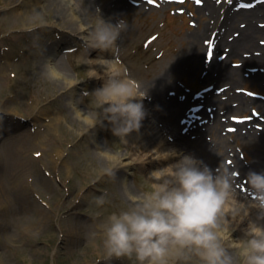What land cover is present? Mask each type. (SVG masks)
Segmentation results:
<instances>
[{"label": "rangeland", "instance_id": "1", "mask_svg": "<svg viewBox=\"0 0 264 264\" xmlns=\"http://www.w3.org/2000/svg\"><path fill=\"white\" fill-rule=\"evenodd\" d=\"M48 1L0 0V264H137L134 257L107 258L100 226L109 215L130 208L137 197L152 191L150 173L169 166L179 156L142 164L146 152L134 151L144 143L133 141L138 133L133 138L127 136L125 144L113 135L107 121L103 127L88 128L101 113L95 97L89 94L104 83L103 69L93 61H120L121 71L125 69L127 78L135 82L138 94H146L141 89L142 81L155 80L163 86L165 76L173 81L163 90L164 98L169 99L172 92L193 95L212 82L202 79V65L194 66L192 51L198 41L205 50L211 32L219 30L212 28L204 34L205 26L211 28L210 24L223 18L221 13L214 16L204 7L207 0H97L98 5L119 6L114 17H101L112 23L127 21V30L117 41L115 55L96 56L84 46L82 38L98 22L99 8L93 7V12L84 16L87 31L79 30L72 36L62 24L54 26V5ZM78 1L81 6L88 4L86 0ZM215 1L230 6L232 0ZM233 1L240 5L264 3ZM237 8L244 10L239 5ZM33 9L43 13L47 26L26 31L24 21ZM151 36L157 37L145 45ZM258 38L264 39V35ZM44 45L58 49L56 55L67 66L70 78L77 81L73 88L64 89V95L73 97L71 100L39 71L40 63L34 57ZM242 55L230 57L231 64L240 65ZM218 56L223 58L225 52L220 51ZM250 65V71H258L256 64ZM251 75L242 72V82L235 85V90L259 99L260 107L233 111L231 115H249L252 110L264 113V80L252 79ZM146 96L149 94L143 96L145 100ZM76 107L83 108L90 120L79 117ZM185 110L179 116L184 117ZM204 137L212 141L214 135L206 133ZM239 138L236 134L227 138L233 145L221 157V163L204 164L215 172L227 158L234 160L232 146L241 161L249 163V147ZM108 153L130 162L116 168V175L121 172L127 177L133 196L121 192L116 177L100 176L101 169L108 166L103 161ZM229 169L241 174L239 181L246 180L235 165ZM105 193L106 203L97 206L95 198ZM249 220L244 221L242 231L235 232L234 241L245 238ZM230 250L235 264H243L242 249Z\"/></svg>", "mask_w": 264, "mask_h": 264}, {"label": "clouds", "instance_id": "2", "mask_svg": "<svg viewBox=\"0 0 264 264\" xmlns=\"http://www.w3.org/2000/svg\"><path fill=\"white\" fill-rule=\"evenodd\" d=\"M99 13V10H97ZM98 22L84 35L89 50L115 55L117 41L127 30V21ZM47 26L42 12L33 9L24 21V30ZM104 83L93 93L101 110L95 125L107 121L114 136L127 144V136L139 132L147 113L143 98L136 94L134 81L124 72L104 64ZM41 75L50 82L63 79L56 62L49 58ZM174 153V152H173ZM165 168L149 175L153 190L137 197L132 206L109 215L100 226L107 258H135L137 264H235L230 249H242L243 264H264V172L250 171L245 184L251 207L259 210L257 220H249L245 238L226 243L229 220L248 216L235 198L236 172L220 165L215 172L192 155H181ZM116 165L110 161L100 176L115 177ZM106 193L95 198L97 206L106 203ZM230 218V219H229ZM96 233H92L95 237Z\"/></svg>", "mask_w": 264, "mask_h": 264}, {"label": "bare ground", "instance_id": "3", "mask_svg": "<svg viewBox=\"0 0 264 264\" xmlns=\"http://www.w3.org/2000/svg\"><path fill=\"white\" fill-rule=\"evenodd\" d=\"M86 1L88 4L81 6L78 0L77 3L75 0H49L48 2H52L54 5V18H56L54 26L59 27V24H62L67 28V32L73 36L77 35L79 30H81V32L87 31L88 27L84 22V16L91 14L93 12V7L99 8V11H101L99 13L102 17L107 15H112L114 17L115 14L120 11L117 5L104 3L105 6H102L101 4L98 5L96 2L97 0ZM256 2L257 1L253 4ZM234 3L235 2L232 0L230 6H228L226 2L220 4L215 0H207L205 3L206 6H204L207 7V10L214 16H217V14L219 16L221 13V18H223V20L219 23L218 21H214L213 24H210L211 28L209 24L206 25V30H203L204 34H207L212 28L219 30L211 32L212 37L209 45H205V50L202 51L201 43L198 41L196 48L192 51L191 58H193V62H196L194 66L200 63L202 65V79H204L205 82L211 81V84H214V87L208 90L209 92H204L201 98L197 99L198 101L200 100V103H203L201 109L203 117L199 119L202 120V123L195 118L189 119V122H182V117L179 116L182 111L185 110L184 108H186V110L188 109L190 105L188 102L193 100L192 95L188 94L184 99H181V97H179L181 93H175V96L170 95L169 99L164 98L162 94L163 90L166 86L172 84V77L163 76V86H161L160 83L158 84L155 80L142 81L141 89H143L146 94H138L136 89L138 97L149 94L148 97L146 96L147 100L143 98V104L147 115L142 121L139 132H132L128 135V137L132 136L133 138V136L138 133L133 141H138L137 144L144 141V145L140 144V147L134 149L136 154L144 151L146 152L145 155L142 156V164L152 165L162 160H170L175 157L172 156L174 153L192 155L198 160L207 162V164L221 163V157L225 155L226 152H230L229 147L233 145L232 142L229 144L227 138L234 133L231 132L232 134H229L230 131L226 129L228 123L231 122L236 125V135L240 137L239 139L247 143L249 147H247L248 152L251 157L249 163H243L236 149L232 146L231 155L236 159L235 163L232 165H235V168L242 171L245 176H247L250 171H255L257 173L264 172V113L262 114L263 117L260 114L255 115L252 116L250 120L240 123H236L234 120L230 119L233 111L241 110L246 112L250 107L260 104L259 99L239 94V92L235 90V85L242 82V72H245L246 75L253 74L251 75L252 79L258 81L264 80V39L258 38L260 35H264V3L255 5V7L249 8L248 10L244 8V10L241 8L238 9L239 3ZM233 4L234 7H232ZM259 17H261L260 20ZM239 19H242L240 20V25L237 23ZM218 25L225 28H219ZM200 32H198V36ZM205 46H203V49ZM57 50L54 46L44 45L43 49L40 50L34 58L40 63V72L49 58H52L53 62H56L57 68L63 73V79L55 81L54 83L55 86L59 88L58 91L61 90L62 95H64V89L73 88L77 81L70 78L67 66L59 58V55H56ZM190 50H192V48ZM220 51L225 52L223 58L218 56ZM92 53L96 56L111 54V52H97V50H92ZM98 53L100 55H98ZM241 55L244 56V58H241L242 62L240 65L234 66L231 64L230 57H241ZM119 62L120 61L117 62L114 60L93 61V63L103 69L102 79L106 71V66L104 64H111L113 71L124 72L125 69L121 71ZM186 62L193 64L190 60ZM250 64H256L259 68L258 71L255 73L250 71V66H252ZM234 90L235 92H233ZM64 97L68 100L73 98L72 96L68 97L66 94ZM75 110L79 114V117L90 120L87 112L83 108L78 109L76 107ZM94 124L95 121L92 122V125L88 124V128H95L99 125L97 124L94 126ZM183 128L185 131L181 132L180 130H183ZM206 133H212V135H214L211 139L212 141L205 139L204 136ZM94 140L95 142L99 141L96 135L94 136ZM97 146L101 148L100 143H97ZM103 161L105 165H109L110 161H114L115 165H117L116 168H122L130 164V162L121 161L118 157H111L109 153L107 157L104 156ZM175 162L170 163L169 166ZM221 165L227 168L232 167V165L230 166L225 162ZM115 177L118 179L121 192H123V194H129L131 197L133 193L130 190L127 177L121 174V172L115 175ZM238 181L239 178H237L235 184V198L248 212V216L243 218V222H241V218L239 217L235 221L229 218V233L223 234L226 243H231V240H235V232L242 231L245 220L250 218L255 221L259 214L258 209L251 207V197L248 195L247 189L245 191L239 188ZM2 193L4 194L3 191ZM258 222L264 224V221Z\"/></svg>", "mask_w": 264, "mask_h": 264}, {"label": "snow or ice", "instance_id": "4", "mask_svg": "<svg viewBox=\"0 0 264 264\" xmlns=\"http://www.w3.org/2000/svg\"><path fill=\"white\" fill-rule=\"evenodd\" d=\"M37 155H39V153Z\"/></svg>", "mask_w": 264, "mask_h": 264}]
</instances>
